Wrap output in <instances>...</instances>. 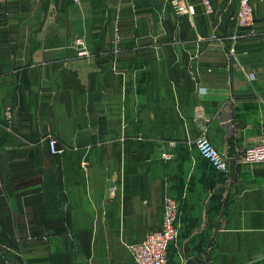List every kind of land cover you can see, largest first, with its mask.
I'll return each mask as SVG.
<instances>
[{"label":"crops","instance_id":"0c3cea01","mask_svg":"<svg viewBox=\"0 0 264 264\" xmlns=\"http://www.w3.org/2000/svg\"><path fill=\"white\" fill-rule=\"evenodd\" d=\"M190 1L0 0V264H137L167 196L171 264H264V162L243 159L264 140V0L244 31L237 0ZM197 105L228 175L195 147Z\"/></svg>","mask_w":264,"mask_h":264},{"label":"built area","instance_id":"2783aa9c","mask_svg":"<svg viewBox=\"0 0 264 264\" xmlns=\"http://www.w3.org/2000/svg\"><path fill=\"white\" fill-rule=\"evenodd\" d=\"M79 2L80 0H71ZM173 8L178 14H194V5L190 0H170ZM206 9L212 11L210 0H202ZM230 19L234 22L236 31L251 29L255 24V8L253 0H237V6ZM120 43L118 29L114 34V50L116 51ZM81 55L88 53L83 47L79 52ZM232 55L235 49L231 48ZM6 117L11 119L12 110L7 108ZM193 119L198 126L199 133L194 139L195 147L199 154L207 159L212 166L222 174L228 175L231 171L229 160L214 145L208 136L209 116L202 105H197L194 109ZM49 149L52 154H61L65 146L53 134L47 136ZM164 158L170 159L169 153L162 154ZM244 161L247 163L264 162V140L246 146L244 150ZM3 182L0 176V194ZM181 203L172 196H167L164 200V217L160 228L149 232L141 241L130 244L129 248L137 264H171L169 257V246L175 242L179 236V217Z\"/></svg>","mask_w":264,"mask_h":264}]
</instances>
